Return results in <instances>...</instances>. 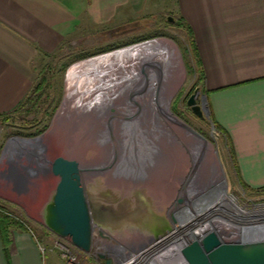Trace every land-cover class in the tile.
I'll return each mask as SVG.
<instances>
[{
    "label": "rangeland",
    "instance_id": "rangeland-1",
    "mask_svg": "<svg viewBox=\"0 0 264 264\" xmlns=\"http://www.w3.org/2000/svg\"><path fill=\"white\" fill-rule=\"evenodd\" d=\"M126 8L127 15L121 14L112 21H82L74 33L62 38L57 46L41 51L34 59L36 79L23 99L24 103L7 115H0V212L13 219L10 231L12 228L25 231L36 239L43 264H75L65 246L77 257L78 264H107L106 258L95 256L102 253L104 247L111 254L119 252L120 243L116 241L106 246L95 243L92 251H83L69 239L45 227L35 212L42 202V192L56 180L50 169L52 161L59 155L76 159L83 167L95 166L111 158L114 161L115 147L118 149L116 131L122 145L118 151L120 159L123 164L135 167V171L128 173L145 176L144 181L150 182L149 185L155 186L163 196L158 195L164 204L155 199V205L156 212L169 220L167 233L182 225L181 221H176L180 225L177 228L176 222L170 219L167 206L173 199L164 196L161 184H166V177L172 174L181 185L194 166L187 172V165L175 166L173 157L172 160L169 157L171 153L179 160L180 154L172 150L169 129L160 119L152 117L160 112L153 100L156 87L159 103L164 100L165 108L205 137L185 130L191 134V139L193 137L192 141L187 134L180 137L190 146L188 153L194 155L205 141L212 147V154L206 153L203 163L196 166L198 171L193 177L194 189L188 203L199 206L212 195L218 197L211 203L221 197H231L241 206L253 209L255 203L264 201V191L252 190L240 180L226 135L212 127L211 119L200 122L190 113L192 108L188 100L191 95L198 89L196 100L206 111L207 94L192 33L177 12L176 0H130ZM148 63L158 66L160 80L158 71ZM112 106L128 115L140 111L141 116L123 123L118 129L113 124L108 127L105 116L107 111H114ZM174 130L179 133L184 129L175 126ZM23 139H40L45 144V148L38 149L39 165L35 163V170L25 176L26 179L16 176L23 174V165L31 163L33 148ZM21 143L26 146L21 148ZM206 159L210 162L205 163ZM13 165L17 166L18 172L13 173ZM163 168L168 170L165 171L168 175L161 180L156 173ZM181 205L192 217L200 216L197 208L194 215L193 208L189 209L185 203ZM183 213L179 208L174 215L180 218ZM262 232L251 231L244 238H259ZM127 241L130 248L145 243L133 238ZM111 254L108 256L112 257Z\"/></svg>",
    "mask_w": 264,
    "mask_h": 264
},
{
    "label": "crops",
    "instance_id": "crops-1",
    "mask_svg": "<svg viewBox=\"0 0 264 264\" xmlns=\"http://www.w3.org/2000/svg\"><path fill=\"white\" fill-rule=\"evenodd\" d=\"M130 0H0V115L26 97L34 59L82 21L127 15ZM191 29L211 117L226 134L240 180L264 187V0H176ZM126 8V9H125ZM124 13V14H123ZM0 264H43L36 239L10 231Z\"/></svg>",
    "mask_w": 264,
    "mask_h": 264
},
{
    "label": "water",
    "instance_id": "water-1",
    "mask_svg": "<svg viewBox=\"0 0 264 264\" xmlns=\"http://www.w3.org/2000/svg\"><path fill=\"white\" fill-rule=\"evenodd\" d=\"M197 96L198 89L188 104L201 115ZM50 169L56 180L42 192V202L35 212L45 227L81 250L92 249L97 232L95 222L112 231L139 229L155 237L169 231V220L156 212V200L144 188L125 196L101 179L93 185L86 184L79 161L63 155L52 161ZM169 217L175 222L174 209L169 210ZM213 223L216 229L194 238L183 248L182 254L189 264H264V231L259 238L245 239L237 226L222 219H214ZM102 257L107 264H113L110 257Z\"/></svg>",
    "mask_w": 264,
    "mask_h": 264
},
{
    "label": "flooded vegetation",
    "instance_id": "flooded-vegetation-1",
    "mask_svg": "<svg viewBox=\"0 0 264 264\" xmlns=\"http://www.w3.org/2000/svg\"><path fill=\"white\" fill-rule=\"evenodd\" d=\"M158 92H159L158 87H156V93L157 94L155 95V97H153V100L157 103V106L159 104ZM132 99H134V98H132ZM205 100L207 102L206 111L201 110V115H199L198 113H196L193 110L190 111L191 114H195L197 116V118L200 119L199 120L200 122H202V120L211 119V111H210L209 106H208V97L207 96H206ZM112 108H114V111H111V110L107 111V113H106L107 115L105 116L106 118H108V121H107L108 127L109 126L111 127V125L113 124V126H115L114 128L118 129V126L122 125L123 123L126 124L128 122H132L141 116L139 113L140 111L135 113V114L128 115L127 112H125V111L123 112L122 110H118L114 106H112ZM152 117L160 119L161 122L163 123L164 127H166V128L167 127L174 128L176 125L179 128H182L184 130H189V131L195 133L197 136L205 139V137L203 135H201V133L196 128H194L189 123L182 121V119H179L178 116L175 113H173L172 111H170V114H166L164 112L161 113V111H160L157 113V115L156 114L152 115ZM211 124H212V127L214 129L219 131L216 128L215 124L212 122V120H211ZM116 133H117V136H116L115 144L118 147V149L115 147V150H116L115 154L117 153L115 160L114 161L112 160L110 162L108 160H106L104 163L99 162L95 166L90 165V164H88L87 166L85 165L84 167H94L96 169H85V170H83L82 176H83L84 182L86 184H92L93 185V183L96 182V180L101 179L107 185L112 186L115 189L120 190V193L125 195V196H132V195L136 194L139 190V189H135L136 185L137 186L147 185L146 187H144V190L147 193H150L151 196L154 197V200H155V198H156L155 195H157V196L159 195L158 190H156L157 188L155 186L154 187L150 186L149 185L150 182H148V181L145 182L144 181L145 176H141V175L132 176L131 174L128 173V172L132 173L133 172L132 170L135 171V167H133L131 165H125V163L123 164V161L120 159L121 154L119 155L118 151L122 145H120L121 141L120 142L118 141V131H116ZM23 142H26V143H29L32 145L33 152L31 154L32 156L30 158V160H32V158H33V160L31 161V163H32L34 160L38 159L36 157H39L38 156L39 147H44L45 144L43 145L42 141L40 139L39 140L38 139H30V140L23 139ZM23 144L21 145V148L23 146H26ZM35 146H37L38 148H35ZM29 148H30V146H29ZM195 156L196 155H194V157ZM203 158H205V155H202V157L198 161L199 163H195L194 165H191V163L187 161V159H188V157H187L186 161L183 163V165H187V172H189V170L191 169L192 166L196 167V165L203 163L202 162ZM195 159L197 160V158H195ZM117 160H119V161H117ZM194 167L190 170V173L188 175L186 174L185 181L181 185L175 181L176 180L175 175L173 176L172 174H170L169 177H166V175H168V174L165 171H168V170H164V168L162 171L160 170L159 173L158 172L156 173L157 176L160 177V179L164 176L167 178L166 179L167 183L166 184L162 183L161 189L163 190V192H164L163 194H165L164 195L165 197H168V198L172 197V199H173L172 201H170L169 205L167 206V213L168 214H169V210H171V209H174V214H175L177 207L181 208L183 210V207L181 204L187 203L188 197L191 195L190 193L194 189V184H192L194 174H196L198 171L197 167H196L194 172L192 173ZM136 171L139 172V170H136ZM155 178H156V176L153 177V180ZM221 188L223 189V187H221ZM180 199H182V201L179 202ZM163 204H164V202H163ZM94 225H95V229L97 230V232H95L94 236H93V245L95 243H100V245L106 246V245H109L110 243H113L114 241H116L118 244L120 243L118 246H125L128 243H130L127 240L132 239V238L134 241L138 240V239L140 241L141 240L142 241H150V239L156 238L155 236H153L149 233H145L144 231L139 230V229L138 230L137 229L136 230H129L128 229L125 232H121V231H112L111 228H108V227L101 225L100 223H97V222H95ZM98 231H101L102 234L98 233ZM151 241H154V240H151ZM93 245H92V248H93ZM185 246L186 245H182V244L174 245L173 247H170L167 251H165L164 254H169L168 256H170V257H172V259L176 260L175 264H188V262L182 256V250ZM90 251H92V249ZM104 252H106V253H104ZM108 254H109V250L107 249V247H104L103 252L102 253H96L95 256L98 259H102V258H104V257H102V255L108 256ZM176 254H177V256H176Z\"/></svg>",
    "mask_w": 264,
    "mask_h": 264
},
{
    "label": "bare ground",
    "instance_id": "bare-ground-1",
    "mask_svg": "<svg viewBox=\"0 0 264 264\" xmlns=\"http://www.w3.org/2000/svg\"><path fill=\"white\" fill-rule=\"evenodd\" d=\"M148 65L151 66V67H154L158 71L159 80H160L161 79V74H160V70H159L158 66L155 65L154 63H148ZM159 84H160V81H159ZM158 107L160 108L159 111H161V113L164 112L166 114H170V111L168 110V108H165V106H164V100L162 101V103L160 102L158 104ZM167 128L170 131L169 137H172V139H173L172 140L173 142L171 144L175 147V148L173 147L172 150H175V151H177V154H180L179 157H178L179 160H177V158L175 156H173V154L172 155H171V153H170V155L168 154L170 159H171V157H173V163L175 162V166L176 165L183 166V163L186 161L187 157H188L187 161L190 162L191 165H194L196 162L199 163L198 161L200 160L202 155H205L206 153L212 154L210 152V151H212L211 145L208 142L205 141V143L203 142V144H200L198 149L195 150V154L194 153L193 154L196 155V156L194 157V155L188 153V149H189L190 146H187V144L184 141L185 139L182 140L183 138L182 139L180 138L182 136V134H187V135L190 136V138H189V141H190L191 134L188 131L181 130L180 131L181 133L179 132L181 134L180 135L179 133H177L176 130H174V128H172V127H167ZM182 131H183V133H182ZM176 137H178V138H176ZM192 139H193V137H192ZM192 139H191V141H192ZM186 140H187V138H186ZM37 158L38 159L34 160L32 163H30V165L29 164L23 165V171L21 172L23 174L17 173L18 172V168H17V166H14L15 165L14 164L12 166L13 173L15 171H17L16 172L17 173L16 176H18V178L26 179L25 176H28V174L31 175L32 172L35 170V168H33L35 163H36V165H39V162H38L39 161V157H37ZM195 158H197V160ZM213 158H215V157H213ZM207 159L204 161L205 163L206 162L209 163L210 161H212L210 159V157H209L210 161L209 160L207 161ZM216 159H217V161H219L218 157ZM112 160H113V158L108 159L109 162L112 161ZM40 168H42V167H40ZM82 169L85 170V169H96V168H94V167H82ZM173 169H172V172H173ZM146 186L147 185H142V186H137L136 185L135 189H140V188L142 189V188H144ZM150 186H153V185H150ZM155 196H156L155 199L159 203L164 202L162 199H160L163 196L159 195L160 198L157 195H155ZM214 197L215 196L211 195L209 197L210 199H204L203 198L204 200H203V202L199 203V206H192L186 200L187 201V203H185L186 206H188L189 209L193 208L192 209V213L194 215L196 214L194 209L195 208L198 209V211L200 212V216H198V218L192 217L189 214V212L185 211L184 208H183L182 211L184 212L183 213L184 215H182V217H180V218H175V222L176 221L178 222V220L181 221L182 225L180 226L179 229L171 230L169 233H166V234H164L162 236H158L156 238L150 239V241H145V243H142L141 246H140L141 242L137 243L136 245H139V247H136V248L135 247L134 248H130L128 246L129 244H127L125 246H119V248H118L119 252L116 251V252H114L112 254H111V252L109 253V255L111 254V256H112L110 258L113 260V262H120V260L124 261L122 264H175L176 261L174 259H172V257L168 256L169 254H164V252L167 251L170 247H173L174 245H178V244L187 245L194 238L202 237L207 232H210L211 230L216 229V227H215V225L213 223L214 219H219V220L222 219L225 222H228V223H230L232 225L237 226L240 229V232H241L240 235H242L243 237H244V235H247L251 231H253L254 226H252V224L254 223L253 222L254 216H253L251 208L249 209L247 207L241 206L235 199H232L231 197L229 199L221 197L217 202H213L214 203L213 204V203H211V201L214 200L215 198H217L218 196L215 197V198ZM207 202H209V203L206 206L205 204ZM213 205H214V207H212ZM176 209H179V208L177 207ZM151 240H154V241H151ZM128 254H130V256H128ZM125 255L128 258H123V256H125ZM176 256H177V254H176ZM182 256H183V254H182ZM167 259L169 261H166ZM184 259L186 260L185 257H184Z\"/></svg>",
    "mask_w": 264,
    "mask_h": 264
},
{
    "label": "trees",
    "instance_id": "trees-1",
    "mask_svg": "<svg viewBox=\"0 0 264 264\" xmlns=\"http://www.w3.org/2000/svg\"><path fill=\"white\" fill-rule=\"evenodd\" d=\"M185 23L186 21L183 19V17H180ZM187 24V23H186ZM188 25V24H187ZM189 26V25H188ZM190 28V27H189ZM191 30V29H190ZM193 38V36H192ZM193 44H194V50H196V46H195V42H194V39H193ZM197 52V50H196ZM202 70V69H201ZM203 73V71H202ZM203 77H204V74H203ZM206 90V89H205ZM206 94L208 95V92L206 91ZM208 97V96H207ZM25 100H23V102L19 103V105L14 109V110H17L19 109L22 104L24 103ZM13 110V111H14ZM12 112V111H11ZM7 115L8 113H4L2 114L3 115ZM211 120L212 122L215 124L216 128L219 130L220 133L222 134H225L223 132V130L219 127V125H217L214 121V119L211 117ZM226 135V134H225ZM245 184V183H244ZM246 185V184H245ZM247 186V185H246ZM252 190H255V191H258V192H261V191H264V187H261V188H258V189H254V188H251ZM13 223V219L10 217V216H7L5 215L4 213L0 212V230H1V233H2V237H3V240H4V246H5V249H6V252L8 251V247L11 243V239H10V228H11V224ZM17 224V223H15Z\"/></svg>",
    "mask_w": 264,
    "mask_h": 264
},
{
    "label": "built area",
    "instance_id": "built-area-1",
    "mask_svg": "<svg viewBox=\"0 0 264 264\" xmlns=\"http://www.w3.org/2000/svg\"><path fill=\"white\" fill-rule=\"evenodd\" d=\"M252 213L254 216V219H253L254 223L252 224V226H254L253 230H259V231L263 230L264 231V201L255 203L252 209ZM174 226L179 227L180 225L176 222L174 223ZM65 248L67 250V254H69L70 258L72 259V263L78 264L76 263L78 261L77 257L72 254V252L69 250L68 247L65 246Z\"/></svg>",
    "mask_w": 264,
    "mask_h": 264
}]
</instances>
